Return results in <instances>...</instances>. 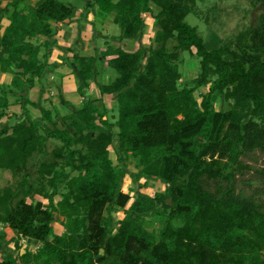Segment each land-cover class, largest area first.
<instances>
[{
  "label": "trees",
  "instance_id": "1",
  "mask_svg": "<svg viewBox=\"0 0 264 264\" xmlns=\"http://www.w3.org/2000/svg\"><path fill=\"white\" fill-rule=\"evenodd\" d=\"M21 1H14L3 33L0 20V75L2 67L12 70L9 94L22 108L20 121L0 131V171L16 180L0 193V222L41 247L33 255L8 254L0 264H264V201L236 185L241 158L264 154V0L257 24L215 50L185 21L197 0H91L86 10L118 14L122 39H141L151 15L159 47L148 57L144 48L119 49L109 61L118 76L100 85L99 100L89 94L94 57L74 56L69 66L84 103L61 119L63 128L51 110L33 118L28 94L49 67L60 25L78 11L59 0L24 8ZM38 38L45 41L35 46ZM183 53L200 60L191 86H180ZM206 88L198 100L196 92ZM9 94L0 95V121L8 117ZM108 95L116 97L114 122ZM216 98L226 110L214 108ZM51 141L58 143L52 150ZM133 160L135 197L123 191ZM259 173L264 183V169ZM143 177L168 188L144 194ZM60 184L65 192L56 202ZM132 200L115 229L110 212ZM60 216L70 220L63 235L55 231ZM150 217L163 221L161 230L147 227Z\"/></svg>",
  "mask_w": 264,
  "mask_h": 264
},
{
  "label": "rangeland",
  "instance_id": "2",
  "mask_svg": "<svg viewBox=\"0 0 264 264\" xmlns=\"http://www.w3.org/2000/svg\"><path fill=\"white\" fill-rule=\"evenodd\" d=\"M15 0H7L3 3L2 7H0V14H3V17L0 18L6 19L8 17V14L12 12L13 10V3ZM40 0H22V4L20 5V8H24L26 5H32L36 6ZM63 3H71L73 4L80 12L81 14L86 12V3L81 0H59ZM6 8H9L8 13H4ZM263 13V6L258 2V0H197V6L195 8V11L191 13L186 18V23L189 25L196 27L198 30L199 36L204 40L206 47L209 50H215L220 47L221 44L224 42H227L229 39H231L234 35H237L242 30L253 27L257 24L259 17ZM146 19V27L144 29V35L141 37L138 43H132L133 46H141L140 48H144L147 50L146 57L150 55V52L153 48H158V44L154 42L156 31L158 30L157 26H155L154 19L152 17H147ZM3 21V20H2ZM91 26V23L90 25ZM88 26V27H89ZM108 31L113 35H119L121 32V28L117 25H111L108 29ZM45 41V38H38L33 39L32 43L37 46L39 44H43ZM101 43V41H100ZM175 45V42L170 41L167 45L168 51L173 50V46ZM195 52V50H194ZM47 53V52H46ZM45 53V50L42 49L41 56H43ZM93 55V54H92ZM111 57L109 56L107 58V61L105 63V66L103 67L102 71L109 75L111 73V80L109 82L103 81L102 78H96L97 79V87L102 85V83H110L112 82L118 74L112 70L109 66V60ZM181 62L180 64V70L183 75V80L180 82V86L189 85L197 79L200 69V60L196 57H193L189 53H183L181 56ZM146 64V60L144 62ZM99 69L102 67L101 61L99 60ZM107 69V70H106ZM101 71V70H99ZM102 76V75H101ZM94 78V80H96ZM105 79V78H104ZM208 92V89H201L198 90L195 94L196 98L200 100V95L205 94ZM95 96V95H93ZM95 98V97H94ZM101 98V94L98 90L97 92V100ZM110 99H107V97H104V103H107L108 110H109V120H116L117 113L114 107L113 101ZM99 102V101H98ZM49 103L45 104V107H48ZM228 107V103L225 102L222 98H216L214 103V108L218 111L220 110H226ZM61 128L63 126L61 125V120L58 122ZM58 143L55 141H51L49 143V148L52 150L55 146H57ZM111 151V158L117 164V158L115 155L116 152L113 148L110 149ZM241 162L243 163L244 168H238L236 172V185L238 191L245 192L248 196L254 195L259 198V200L264 201V194H262V191L264 189V183H261L262 177L259 173L262 169H264V154L261 152H256L252 154L251 156L242 157ZM129 170H126L124 174V183H123V191L131 194L130 196L135 197V190L137 186V180L134 178V174H138L139 170L136 169V161L133 160L129 165ZM140 184H147L150 186H154V188H149V186L142 190V193L148 194L151 196H154L156 193L164 192L167 190V186L161 182H159L157 179L152 177H143L140 181ZM16 180L14 179L12 173L10 171H0V193L3 192L4 188L9 187L11 185H15ZM57 195H56V202L61 200L62 194L65 192V184H60L56 189ZM34 202L38 200H43L45 204L48 207V201L41 197H36L33 199ZM133 203V200L128 204L126 209H120L115 208L112 212H110V215L112 216L114 220V228H118V222L122 220L126 215V210L131 206ZM169 204V203H168ZM58 217V216H57ZM66 219L67 217L60 216L58 225H62L64 228L60 229L65 232L67 230V224L66 221L63 219ZM64 222V224H63ZM163 226V221L161 222L159 219L155 218H148L147 221V227L150 230H156L157 232L161 230ZM17 247V254H19L20 246L19 244Z\"/></svg>",
  "mask_w": 264,
  "mask_h": 264
},
{
  "label": "crops",
  "instance_id": "3",
  "mask_svg": "<svg viewBox=\"0 0 264 264\" xmlns=\"http://www.w3.org/2000/svg\"><path fill=\"white\" fill-rule=\"evenodd\" d=\"M81 1L87 4L91 0ZM114 1L117 2L118 0ZM68 5L75 8L78 11V14L71 21H66L64 24L60 25L59 34L57 36L58 43L50 49L48 53L49 67L43 76L36 78L34 87L29 91V112L33 118L41 117L42 110L46 109L51 110L54 116H57L56 120L59 122L63 117L71 115L76 111V109L83 105L84 97L81 96L78 91L80 80L73 74V70L69 66V63L74 61V56L94 57V78L103 77V81L105 80L106 82H109L112 79L111 73L109 75L102 74L105 73L102 69L105 66V63L108 62L107 58L110 56V60L115 59L118 56L119 49L124 50L125 52L134 53L141 47L139 46L136 48L137 46L132 45V43H136L140 39L137 41L122 39V30L120 34L116 36H113L108 31L111 25L118 26V24L115 23V19L118 14L104 13L97 7L86 10V12L81 14V12L73 4L68 3ZM147 17H151V15H147L146 19H148ZM2 20L1 24L3 29L1 32L3 33L9 26L10 22L7 18ZM90 23L91 26H89ZM136 44L138 45V43ZM99 60L102 65L100 69L98 65ZM13 76L12 70L6 67L1 68L0 95L5 92L9 94ZM112 82L102 84H111ZM99 87H97V79L91 82L89 94L93 98L95 97L94 99H97ZM106 97L107 99L113 101L112 104L114 103L113 105L115 107L116 97L114 95H108ZM15 99L16 97L14 95L9 94L8 100L10 106L6 111L8 113V117H5L0 121V131L6 127L14 125L16 122L20 121L22 117V108L20 105H16L14 103ZM46 103H49L48 107H45ZM107 105L109 104L105 103L106 107H108ZM115 156L117 157V155ZM161 183L165 184L164 182ZM148 186L149 188H154V186ZM38 201H41L44 206L47 207L43 200ZM63 220L66 221V227H68L70 222L69 218ZM59 227L62 229L64 228L62 225L60 226L57 223L55 224V231L58 235H63L66 231L63 232V230ZM18 244L22 246L18 252L21 255L25 253L32 255L36 254L41 247L39 242L18 236L8 225L0 222V262L8 254L16 256V246Z\"/></svg>",
  "mask_w": 264,
  "mask_h": 264
},
{
  "label": "water",
  "instance_id": "4",
  "mask_svg": "<svg viewBox=\"0 0 264 264\" xmlns=\"http://www.w3.org/2000/svg\"><path fill=\"white\" fill-rule=\"evenodd\" d=\"M20 72H23V70H19ZM169 205H172V199L168 200ZM57 217V216H56ZM23 253V252H22Z\"/></svg>",
  "mask_w": 264,
  "mask_h": 264
}]
</instances>
